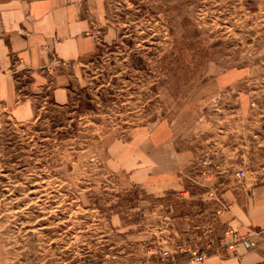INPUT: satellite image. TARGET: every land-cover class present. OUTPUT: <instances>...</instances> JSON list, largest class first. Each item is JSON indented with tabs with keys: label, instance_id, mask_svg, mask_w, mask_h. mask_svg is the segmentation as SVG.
Segmentation results:
<instances>
[{
	"label": "rangeland",
	"instance_id": "obj_1",
	"mask_svg": "<svg viewBox=\"0 0 264 264\" xmlns=\"http://www.w3.org/2000/svg\"><path fill=\"white\" fill-rule=\"evenodd\" d=\"M67 1L96 45L66 101L0 104V264H206L222 194L264 188V0Z\"/></svg>",
	"mask_w": 264,
	"mask_h": 264
},
{
	"label": "crops",
	"instance_id": "obj_2",
	"mask_svg": "<svg viewBox=\"0 0 264 264\" xmlns=\"http://www.w3.org/2000/svg\"><path fill=\"white\" fill-rule=\"evenodd\" d=\"M90 26L78 7L68 1H0V104L10 109L16 122L34 118L38 95L49 91L54 103L66 101L69 75L65 72L70 66L65 68V64L94 50ZM25 73L31 75L26 83L28 92L19 87ZM174 189L172 185L168 191ZM222 197L229 208L222 220L233 234L226 244L234 237H250L256 248L247 250L240 244L232 249L222 247L224 251L205 263L264 264V188L243 196L226 191Z\"/></svg>",
	"mask_w": 264,
	"mask_h": 264
},
{
	"label": "built area",
	"instance_id": "obj_3",
	"mask_svg": "<svg viewBox=\"0 0 264 264\" xmlns=\"http://www.w3.org/2000/svg\"><path fill=\"white\" fill-rule=\"evenodd\" d=\"M218 200V199H217ZM219 202V200H218ZM221 205V209L224 208L225 209V204L223 205L222 203L220 204ZM230 232V231H229ZM226 237H230L232 238L233 234L232 232L230 233H226L225 234ZM223 240V239H222ZM236 244H240L243 248L247 249V250H251V249H254L256 244L254 241H252L250 239V237H234L233 238V241L231 242V244H227L226 245V248L227 249H232ZM188 252L190 253L191 257L198 262V264H201L205 259H206V254L207 252L206 251H199V250H188ZM163 257L168 259V260H171L174 264V261L173 259L169 256L168 254V251H164L163 252Z\"/></svg>",
	"mask_w": 264,
	"mask_h": 264
}]
</instances>
